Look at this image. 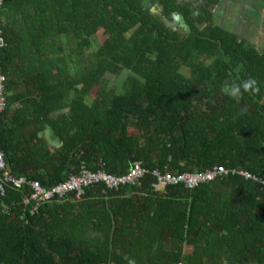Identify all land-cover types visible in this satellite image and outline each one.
I'll return each instance as SVG.
<instances>
[{"label":"trees","instance_id":"1","mask_svg":"<svg viewBox=\"0 0 264 264\" xmlns=\"http://www.w3.org/2000/svg\"><path fill=\"white\" fill-rule=\"evenodd\" d=\"M147 2L1 1L0 150L9 172L46 188L82 168L119 177L139 161L148 172L135 186L94 185L80 199L69 194L33 214L23 204L28 185L7 187L0 264H264L261 183L229 174L193 189L152 188L155 170L224 167L264 180V156H256L264 153V52L213 23L218 0L203 7L150 0L156 15ZM172 13L188 31L166 26ZM16 59L26 92L11 99ZM250 78L258 92L243 89ZM232 86H241L240 98ZM12 101L21 108L9 115ZM48 128L55 149L38 137Z\"/></svg>","mask_w":264,"mask_h":264},{"label":"built area","instance_id":"2","mask_svg":"<svg viewBox=\"0 0 264 264\" xmlns=\"http://www.w3.org/2000/svg\"><path fill=\"white\" fill-rule=\"evenodd\" d=\"M0 0V4H1ZM7 47V43L0 30V52ZM6 81L5 76L0 72V114L6 107L5 98V87ZM142 162H134L128 173L123 176H113L106 174L101 171L91 172L87 169L82 168L76 175H70L63 182L53 187H43L37 181H27L25 177L13 176L7 169L5 156L3 151L0 150V195H4L7 187L13 189H21L24 185H28L30 189V195L23 199L24 205H32L30 214H33L39 206L48 204L56 199H63L69 194H74L76 199H80L84 194V191L88 187L94 185H104L108 190H118L125 186H135L139 184V181L147 173ZM156 178L155 183L152 184L154 191H159L167 186H173L182 184L188 189H193L202 183H209L216 179H221L229 174L240 175L245 179H250L255 182L261 183L264 186V180L258 176L253 175L247 171L239 169H225L224 167H213L212 169L206 170L199 173H185L181 175H171L169 173H161L158 170L152 173ZM22 219V218H21Z\"/></svg>","mask_w":264,"mask_h":264},{"label":"crops","instance_id":"3","mask_svg":"<svg viewBox=\"0 0 264 264\" xmlns=\"http://www.w3.org/2000/svg\"><path fill=\"white\" fill-rule=\"evenodd\" d=\"M146 4V9H150L149 11H154L151 9L152 4L150 0H148ZM178 3H189L194 7H198L201 5L202 0H177ZM196 5V6H195ZM212 12V20L215 25L224 29L225 31L236 35L237 41L242 42L245 46L254 47L258 52H264V0H218L217 4L213 5L211 8ZM174 16L176 18V23L172 24V27L176 28V26L185 27V22L183 17L179 13H172L169 17V23L174 21ZM168 22V21H167ZM167 27H170L166 24ZM171 27V28H172ZM13 40H16L17 37H11ZM22 44V43H21ZM13 45V44H12ZM18 44L12 46L13 50L18 48ZM22 45H20L21 47ZM212 61L208 60L207 65ZM21 61L16 59L12 62V69L15 68V72L10 73L8 86L9 90L7 92V97L11 99H15L17 96L24 94L26 92L25 84V76L23 73H18V70L22 68ZM11 69V70H12ZM33 81V79H32ZM30 81V83L32 82ZM29 89L31 90V84ZM27 85V86H28ZM232 94V93H231ZM236 98H240V94H232ZM31 100H36L33 92H31ZM25 101V98H23ZM264 106V94L261 102ZM21 107L19 106V102L12 101V104L8 106V114L11 115L12 112H17ZM16 127H14L15 129ZM38 137H41L49 148L55 149L57 147L56 138L50 128L44 130L42 133L38 134ZM259 148L263 146L258 145ZM258 158H262L264 153L257 154ZM256 158V159H258ZM262 163V167L264 168V162ZM261 177V176H260ZM190 248H186V252H190Z\"/></svg>","mask_w":264,"mask_h":264},{"label":"clouds","instance_id":"4","mask_svg":"<svg viewBox=\"0 0 264 264\" xmlns=\"http://www.w3.org/2000/svg\"><path fill=\"white\" fill-rule=\"evenodd\" d=\"M242 87L244 90H249L251 89L254 92H258L259 88L257 87V81L255 79H248L246 81L243 82ZM241 91V86H232L230 89V92L232 94H239ZM129 264H135L134 260H130Z\"/></svg>","mask_w":264,"mask_h":264},{"label":"rangeland","instance_id":"5","mask_svg":"<svg viewBox=\"0 0 264 264\" xmlns=\"http://www.w3.org/2000/svg\"><path fill=\"white\" fill-rule=\"evenodd\" d=\"M171 23H172V24H175L176 21H172ZM95 39H96L95 43H98V44H101V43L103 42V40H104V39H103V36L101 35V33H99L98 37H97V38L95 37ZM123 77H124V73L121 74V76L119 77L118 80L123 79ZM106 79H108V81L110 80V85H111L112 83H117V81H118V80H116L115 77H112V76H110V75H107ZM94 93H95V92L93 91V94H94Z\"/></svg>","mask_w":264,"mask_h":264},{"label":"flooded vegetation","instance_id":"6","mask_svg":"<svg viewBox=\"0 0 264 264\" xmlns=\"http://www.w3.org/2000/svg\"><path fill=\"white\" fill-rule=\"evenodd\" d=\"M204 4H205V0H202L201 5L198 6V7H203ZM195 6H196V5H195ZM196 7H197V6H196ZM151 13H152L153 15H156V14H158V11H157V10H156V11H152ZM195 14H197V12H194V15H195ZM167 21H168V22H167L166 24L170 26L169 28H171V27H172V23H169V20H168V19H167ZM171 29H177V30H180V29H181V30H183V31H185V32L188 31V27H187V25H185V27H182V26H179V25H178V26H176V28H175V27H174V28L172 27Z\"/></svg>","mask_w":264,"mask_h":264},{"label":"water","instance_id":"7","mask_svg":"<svg viewBox=\"0 0 264 264\" xmlns=\"http://www.w3.org/2000/svg\"><path fill=\"white\" fill-rule=\"evenodd\" d=\"M172 17H174V16H172ZM174 21H176V18L174 17V19H173ZM57 141V140H56Z\"/></svg>","mask_w":264,"mask_h":264}]
</instances>
